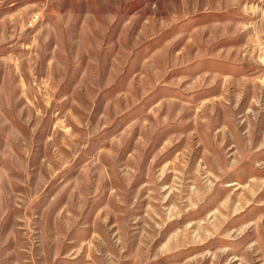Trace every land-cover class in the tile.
I'll return each mask as SVG.
<instances>
[{
    "label": "rangeland",
    "instance_id": "rangeland-1",
    "mask_svg": "<svg viewBox=\"0 0 264 264\" xmlns=\"http://www.w3.org/2000/svg\"><path fill=\"white\" fill-rule=\"evenodd\" d=\"M0 264H264V0H0Z\"/></svg>",
    "mask_w": 264,
    "mask_h": 264
}]
</instances>
